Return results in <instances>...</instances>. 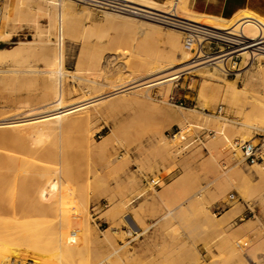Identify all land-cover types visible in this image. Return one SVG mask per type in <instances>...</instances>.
<instances>
[{
  "label": "rangeland",
  "instance_id": "rangeland-1",
  "mask_svg": "<svg viewBox=\"0 0 264 264\" xmlns=\"http://www.w3.org/2000/svg\"><path fill=\"white\" fill-rule=\"evenodd\" d=\"M66 1L63 17L67 18L57 37L34 2L1 1L0 49L13 47L19 56H8L0 62V69L7 70L0 72V114L25 102L37 107L52 92L50 85L45 87L40 78L32 80L24 72L29 63L41 69L43 61L39 59L46 54L39 49L42 38L53 47L56 41L58 45L62 41L66 103L83 98V83L91 86L94 80H101L103 90H97L109 93L110 86L118 81L117 75L121 74L119 79L129 78L131 70L143 67L142 60L166 58L172 53L164 33L173 28L151 22L161 27V34L104 14L111 11ZM257 1L264 15V0ZM195 4L209 11L234 8V14L247 6L244 0H195ZM67 20L76 22L74 31H65ZM40 28L48 30L44 37L37 35ZM180 37L182 46V33ZM219 48L218 44L205 50L209 53ZM181 59L176 50L175 69L180 68ZM263 65L264 61H254L250 70ZM228 67L230 70L223 73L210 65L200 66L192 72L181 71L170 84L135 86L117 94L129 97V103L124 100L128 105L123 101L125 105L118 104L121 108L114 105L107 110L103 105L89 106L81 111L84 119L74 126L48 136L36 135L34 144L32 137L25 136L29 147L43 148V153L25 150L22 145L14 152L6 142L0 144V159L3 163L7 160L5 165L16 155L35 163L38 173L49 168L56 172L46 183L56 181L54 192L49 191L39 201L41 210L34 215L29 212L36 223L46 221L51 230V251L45 262H37L39 258L33 256L17 260L21 264H261L264 259L254 261L264 254V163L250 165L234 143L258 142L256 137L264 133V122L258 124L259 130H254L252 123L256 126L254 117L264 108L258 104L261 110L251 107L254 105L250 106L240 90L249 66L241 58H231ZM11 69H16L15 77L8 72ZM170 70L165 73L171 74L174 68ZM166 85H170L168 94ZM233 85L235 91L230 89ZM248 85L264 95L262 86L249 78ZM141 92L148 95L142 97ZM32 102L37 105L31 106ZM192 108L197 113L191 122L179 123L177 116ZM218 108H222L220 113ZM2 118L0 121H5ZM224 119L225 133L218 135V125ZM23 127V133L32 131L28 125ZM256 166L262 168V175L257 174ZM34 172L24 184L31 185L32 177L37 176ZM63 183L68 185L69 198L62 204L58 196ZM230 193L234 200L216 210ZM85 207L87 212L82 213ZM85 219L91 233L87 236L76 231ZM11 254L4 252V264L14 263L15 255Z\"/></svg>",
  "mask_w": 264,
  "mask_h": 264
},
{
  "label": "bare ground",
  "instance_id": "bare-ground-1",
  "mask_svg": "<svg viewBox=\"0 0 264 264\" xmlns=\"http://www.w3.org/2000/svg\"><path fill=\"white\" fill-rule=\"evenodd\" d=\"M16 1H22V0H16ZM28 1L34 2L36 4L37 6L36 8L40 10V14H39L40 17H46L48 19L49 28L54 29L56 34L54 35L57 37L58 30H63V21H65V19L67 18V16L63 17L68 7L67 1L66 0H28ZM114 1H116L119 5L125 4V6H127L128 8H119L118 10L111 11L114 13L104 12L105 15L115 17L121 20H128L132 23L133 26H138L140 28L144 26L149 30L150 29L156 30L161 34L163 33L161 27H159V25L151 24V22L156 24H161V22H164V20L160 18H156L154 15L157 14H155L154 12H159L160 14L163 15L176 16L186 21L200 24L210 28L212 31H214L219 41L229 43L231 47L226 52L221 51L218 53H208L201 51L200 54L196 58H194L193 54L190 55L189 52L184 51L182 49V46L180 45V38H181L180 33L182 32L171 29V31L169 30L168 32L164 33L169 41V49L172 52L169 54L168 57L166 58L154 57L151 59L142 60L141 62L143 63V67L139 70H135V71L131 70L129 78L119 79V77H121V74L117 75L118 81L115 82V84L112 85L110 84L112 90L110 89L111 92L109 93L108 92L105 93L103 91H102L103 93H99L100 90H103L101 89V87L104 86V83L101 80L98 81L94 80L93 85L91 86H87L88 85L87 83L85 84L83 83L82 88L85 90L86 96L83 94L85 97L84 96L83 98L80 97V99L75 102L66 103L63 97L65 85L63 83L64 77L62 76L63 74L62 68L64 61V50H63L62 41L59 45L57 44L56 41V46L53 47L48 39L42 38L41 39L42 41L40 40L41 45L39 49L42 52L49 54L47 55L45 54V56L42 55L43 59L42 58L39 59L40 61L41 60L43 61V65L41 69H37L34 67L33 64L31 65V63H29L27 65V70H24V72L27 74V76H30L32 80L34 78L37 79L40 78L41 81L44 83L45 87L46 85L48 86L50 85L49 87L50 89H52L51 90L52 92L47 93V96L49 94V97L48 98L46 97L47 99L43 100V103L37 107H30L29 102H27L28 107L27 106L22 107L23 105L27 104L25 102V104L22 103V106H19L17 108L12 106L14 107L13 109H15L13 111L7 110L8 112L6 111L5 113L0 114V117L3 116L2 120H5V121H0V144L6 142L9 147V150L14 152L18 151L17 147L20 148L21 145L25 150L37 151L39 149L33 148L34 146L29 147L25 143L26 141L25 136L29 135V137H32L31 139L32 144L37 143V140H35L36 135L48 136L51 133H58V131L64 130L69 125L74 126L76 123H80L85 117V114L81 111L89 106H93L97 104L103 105L107 110L108 108H111L114 105L117 106L118 104H120V106L125 105L127 104L125 103V101L128 102L127 98L129 97L121 98L122 96L119 97L117 96V94H120L126 90H130L135 86H144L146 88L147 87L149 88L151 86L161 85L163 83L170 84V82L172 83L174 80L179 78L180 72L184 70L187 71L190 70L192 72V70L197 67L210 65L212 68L217 69L220 72L226 73L228 70H230L228 67V60L231 58H241L245 66L246 67L249 66V69L245 70L246 73L248 72L247 74L245 73L247 75L246 78L247 80L244 83V85L240 88V90L247 97L250 106L251 105L255 106V107L254 106L251 107H253L257 111L261 110L260 109L261 106H256L255 104L262 105L264 108V95L259 93L258 90L253 89L251 86L248 85V78H249V80L253 81L256 85L262 86V89L264 90V78H263L264 65L263 67L257 70L254 71L250 70L252 67V63L254 61L257 62L264 61V15L261 13L262 6L259 4V1L244 0L247 6L244 8H240L238 11L235 12V14H234V8L229 9V11L223 10L222 8L215 11H209L206 8L199 9V6L195 4V0H114ZM42 3L44 4V7L40 6V4ZM130 7L134 9V11L133 10L130 11ZM195 7L197 8L198 11L195 10ZM64 26H65V31L67 32L74 31L73 29L76 27V22L67 20ZM47 31L48 30H42L40 28L38 30L37 35L39 34L41 37L42 36L44 37V34L48 33ZM62 34L60 33L61 37L63 38ZM176 50H178L181 53L182 59L178 65L180 68L175 69V67H177L174 60V52ZM12 55L19 56L18 50H16L13 47L0 49V62L6 57ZM32 58H33L32 60L34 61V55ZM37 62L36 64H38ZM173 68L174 70L172 71ZM169 70L172 71V73L166 74L165 72L166 71L168 72ZM9 71L11 75L12 76L14 75L15 77L16 69L8 70V72ZM0 72H7V70L0 69ZM123 76L126 77L125 75ZM261 76L263 79L261 78ZM107 86L109 87V85ZM217 87H221V86H217ZM99 88L100 90H97ZM230 89L235 91V89L237 88L233 85ZM168 91H170V85H166L167 94ZM147 95L148 92L147 93L141 92L142 97H146ZM112 96H117L118 98H114ZM122 102L125 104H123ZM34 104L36 103L32 102V105L31 104L30 105L33 106ZM3 106L5 107V105ZM257 107L259 109H257ZM99 109L101 108L99 107ZM257 111L254 113H259ZM76 112H80V113L72 115ZM195 112L196 110L192 108L190 109L189 113H181V116H177V118L180 120L178 122L183 124L190 123L193 116L196 115ZM261 112L262 113H260L258 116L254 117L255 121L257 122L256 126L255 123H252L254 124V127L252 126L254 130L261 129V125L258 126V124H262L264 122L263 121L264 110ZM26 125H28L30 127L29 129L32 131H27L23 133L22 130L24 128L23 126ZM226 125H227V121L226 119H224V121L218 125V130L216 131L217 133H219L218 135L225 133V130L223 131V129L226 127ZM179 133L181 134V132H178V134ZM176 135H174L173 137L176 138L178 136ZM40 149L41 150H39V152L43 153L44 152L43 148ZM48 152L49 151H47V153ZM52 154L54 155V153ZM48 157H50V155H48ZM5 163H3L0 159V264H4L3 259L4 257H6L4 256V252L5 253L12 252L15 255V257L13 258L14 263L19 261L17 259H20V261L22 258L24 259L25 258L24 256H28V257L33 256L35 257L36 260H38L39 258L37 262L39 261L42 262L45 260L44 258L47 257V255L49 254L48 252L51 251L50 250L52 247V246L50 247L51 230H49V227L45 224L46 221L45 223L44 221H41V217H39L40 218L39 221L41 222L38 221L39 223H36L35 221L36 218L35 219H33L34 217L31 218L29 212L30 213L32 212L33 214L34 211L41 210L42 206L39 201L47 197L49 191L54 192L53 189L56 187V181L54 182L51 181L50 183L48 182L49 185L47 184V186L46 183L51 177V175L56 172H54V168H52V170L49 168L45 172H42L41 170L38 173L39 170L36 171V169H34L36 165L33 166V164L35 163L32 164V162L23 160L16 155L12 156L6 165ZM255 168L258 175L263 174L262 168H260L259 166H256ZM32 169H34L33 172L36 171L34 173H37V176H35L36 175L35 174L34 175L35 177H32L33 180L31 181L33 182H30L31 185L29 183L26 185L24 184V179L25 180L27 178L30 179V176L28 175L33 174ZM27 171H31L32 174H29L31 173L29 172L28 175H26L25 173ZM23 186L24 189H21V187ZM67 186H68L67 184L65 185L63 183L61 189L62 192L60 196H58L60 197L61 200L60 202L62 204L66 203L67 198H69V195L67 194V192H69L67 190L68 189ZM46 187L47 189L49 188V190H46ZM75 206L78 207L79 205L76 204ZM76 211L79 210L76 209ZM82 211H83L82 213H86L87 212L86 207L83 208ZM76 214L78 213L76 212ZM24 216L26 217V219H23ZM42 220L45 219L42 218ZM127 224L130 228H132L131 222L127 221ZM76 231H78L79 233H83L84 236L85 234L86 236L90 235L91 233H90V226L88 220L85 219L84 221H82V224L78 228H76ZM262 259H264V255L259 256L257 260L254 262L257 263ZM49 260H51V258L48 259L47 262H49ZM8 263L9 261L7 262V264Z\"/></svg>",
  "mask_w": 264,
  "mask_h": 264
},
{
  "label": "built area",
  "instance_id": "built-area-1",
  "mask_svg": "<svg viewBox=\"0 0 264 264\" xmlns=\"http://www.w3.org/2000/svg\"><path fill=\"white\" fill-rule=\"evenodd\" d=\"M1 1L0 0V9H1ZM77 2H82L85 4H89L95 8L103 9V10H118L119 8H128L123 5H119L114 0H75ZM134 11L130 7V11ZM157 15H154L156 18L163 19L164 22H161L160 25L167 26L170 28H175L178 31L182 32L183 38H182V46L183 49L192 53L193 57L196 58L201 51L206 52L205 47L211 48V46L215 45L218 46L221 45V48H219L217 51H212L209 53H218V52H226L231 45L229 43L219 41L217 39L216 34L214 31H212L210 28L192 23L189 21H186L184 19L178 18L176 16L171 15H163L159 12H154ZM162 16V17H160ZM222 108H218V113H220ZM256 140L258 141L256 144H252V142H240L236 141L234 145L240 149L242 152V155L244 157V160L249 163L250 165L253 164H262L264 163V133L257 134ZM235 196L234 194L230 193L227 198L226 202H223V205H217L215 207L216 210L221 209L223 206H226L227 202H230L234 200ZM249 213H251V210H249ZM264 264V261L261 263Z\"/></svg>",
  "mask_w": 264,
  "mask_h": 264
},
{
  "label": "crops",
  "instance_id": "crops-1",
  "mask_svg": "<svg viewBox=\"0 0 264 264\" xmlns=\"http://www.w3.org/2000/svg\"><path fill=\"white\" fill-rule=\"evenodd\" d=\"M242 214H245V212H242ZM263 255H264V254H261V255H259V256H263ZM259 256H258V257H259Z\"/></svg>",
  "mask_w": 264,
  "mask_h": 264
}]
</instances>
